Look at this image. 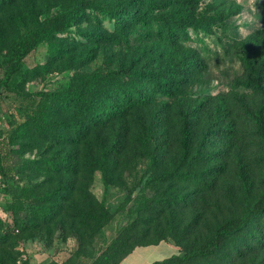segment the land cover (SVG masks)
<instances>
[{
	"label": "rangeland",
	"instance_id": "obj_1",
	"mask_svg": "<svg viewBox=\"0 0 264 264\" xmlns=\"http://www.w3.org/2000/svg\"><path fill=\"white\" fill-rule=\"evenodd\" d=\"M193 1L197 26L167 39L158 19L190 18L185 0H0V143L11 172L0 178V264H114L147 243H164L156 259L182 256L260 196L261 96L244 86L242 53L264 33V0ZM60 12L65 31L3 82L10 46ZM163 72L173 95L154 81ZM106 106L118 111L104 116ZM166 264H264V215L211 257Z\"/></svg>",
	"mask_w": 264,
	"mask_h": 264
},
{
	"label": "trees",
	"instance_id": "obj_2",
	"mask_svg": "<svg viewBox=\"0 0 264 264\" xmlns=\"http://www.w3.org/2000/svg\"><path fill=\"white\" fill-rule=\"evenodd\" d=\"M189 5L187 7V14L190 18L183 19H173L168 16H164L158 19L161 27L164 30V35L167 39H171L176 33L186 34V27H196L197 21L194 18V12L196 10L197 4L193 0H185ZM82 3V2H80ZM84 4L79 3L74 8L75 15H78ZM139 19V18H138ZM68 26V19L64 13L60 12L52 15L41 22L35 23L30 29L18 39L14 44H12L3 60V64L6 66V72L2 79L3 82L6 80L11 81V85L15 83L16 73L19 71V64L21 60L27 56L31 51H33L41 42L47 40L49 37L56 33H62ZM258 43L264 48V33L258 31L248 38L246 45L243 47L242 61L246 67L249 77L244 82V86L250 88L255 93L261 96V103L258 107V113L256 118V130L261 140V145L264 148V55L261 57H256L255 53L257 50ZM130 69H121L115 72L116 75L128 76L130 74ZM155 83L161 92L165 95H173L174 91L177 89L175 84L174 75L171 72H163L155 78ZM64 100H67L71 104L84 106L85 99L81 93H69L66 94ZM100 113L104 116L114 115L118 108L114 106H106L100 108ZM2 144L0 143V178H7L11 174L10 168H8V161L5 157ZM63 201H66L69 196L61 194ZM61 202V203H62ZM61 203L55 204L57 209V215L61 212L59 207ZM96 208L101 209L99 205ZM101 212L98 213V216ZM264 215V182L263 191L260 196L246 209V211L237 217H232L231 219L221 223L213 235L204 240L203 242L195 245L190 251L185 249L178 250L183 253L182 256H177L173 254L168 258L160 261H156L153 264H166L173 261L188 259L190 257L194 258H208L214 255L216 252L221 250L230 237L237 234L243 227L249 225L254 219L259 218ZM51 219V218H50ZM2 241H6L8 238L0 236ZM177 245H182L180 240L176 241ZM158 244V243H157ZM152 243L147 244H137L129 247L127 250L121 252L119 257L116 259L114 264H119L121 259L130 253L135 247L142 245H157ZM52 264V263H49Z\"/></svg>",
	"mask_w": 264,
	"mask_h": 264
},
{
	"label": "crops",
	"instance_id": "obj_3",
	"mask_svg": "<svg viewBox=\"0 0 264 264\" xmlns=\"http://www.w3.org/2000/svg\"><path fill=\"white\" fill-rule=\"evenodd\" d=\"M3 200V195L0 193V204ZM164 243H159L157 245H142L135 247L130 253L121 259L119 264H153L156 261L163 260L173 255L171 253L169 256L156 259V250L154 247H160Z\"/></svg>",
	"mask_w": 264,
	"mask_h": 264
}]
</instances>
